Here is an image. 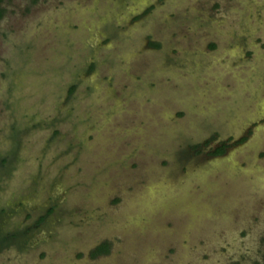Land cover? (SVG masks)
Returning a JSON list of instances; mask_svg holds the SVG:
<instances>
[{
  "label": "rangeland",
  "instance_id": "374dc122",
  "mask_svg": "<svg viewBox=\"0 0 264 264\" xmlns=\"http://www.w3.org/2000/svg\"><path fill=\"white\" fill-rule=\"evenodd\" d=\"M0 7V264H263L264 0Z\"/></svg>",
  "mask_w": 264,
  "mask_h": 264
},
{
  "label": "flooded vegetation",
  "instance_id": "af4514ba",
  "mask_svg": "<svg viewBox=\"0 0 264 264\" xmlns=\"http://www.w3.org/2000/svg\"><path fill=\"white\" fill-rule=\"evenodd\" d=\"M244 140V139H243ZM213 142V141H211ZM209 142V143H211ZM212 144V143H211ZM208 144H204L203 147H200V146H196V155H202L203 154V149L207 146ZM220 153H215L217 152L218 150H220ZM226 149H228V145L227 143H217L215 147L211 148V149H207V156H210V157H213V158H216L222 154L225 153Z\"/></svg>",
  "mask_w": 264,
  "mask_h": 264
},
{
  "label": "trees",
  "instance_id": "16d2710c",
  "mask_svg": "<svg viewBox=\"0 0 264 264\" xmlns=\"http://www.w3.org/2000/svg\"><path fill=\"white\" fill-rule=\"evenodd\" d=\"M3 0H0V4L2 3ZM2 15V9L0 7V17ZM221 149L218 150L217 152L215 153H220ZM43 220V217L39 219V221ZM5 237H1L0 239V246L2 245L3 241H4ZM108 252V244L103 242V243H100L98 244L94 250L92 251V254L90 255V257H93V256H98V255H102V254H106ZM263 264H264V261H263Z\"/></svg>",
  "mask_w": 264,
  "mask_h": 264
}]
</instances>
